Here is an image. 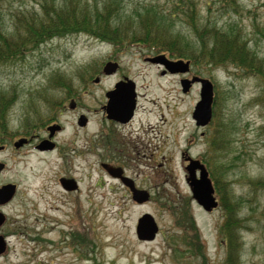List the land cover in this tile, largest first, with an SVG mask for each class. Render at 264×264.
<instances>
[{
	"label": "rangeland",
	"instance_id": "rangeland-1",
	"mask_svg": "<svg viewBox=\"0 0 264 264\" xmlns=\"http://www.w3.org/2000/svg\"><path fill=\"white\" fill-rule=\"evenodd\" d=\"M120 1L126 15L134 7L153 6L164 22L157 26L165 44L172 39L194 53L199 48L194 28L202 27L208 49L223 37L225 51L244 56L239 62L182 60L186 74L162 76L161 68L144 61L160 55L176 61L160 47L153 51L133 42L116 50L80 33L37 48L27 44L22 55L1 61L0 98L5 100L0 107L6 108L0 122L5 166L0 188L15 185L16 194L0 211L15 222L16 236L0 264H264V0ZM39 4L0 0V33H15L17 17L40 15ZM190 8L192 14L185 16ZM109 63L117 67L106 77ZM123 77L135 83L139 95L140 110L129 132L109 123L103 111L105 93ZM193 78L213 85L204 127L192 120L199 85L186 93L180 85ZM80 115L87 121L83 127L77 125ZM52 122L64 127L58 147L39 153L33 146ZM157 124L153 158L148 149L129 154L140 172L134 187L149 194L147 202L137 204L100 165L116 147L132 151L140 126ZM21 139L28 144L14 149ZM70 139H76L75 146ZM189 159L207 171L217 202L212 212L194 201L184 181ZM66 177L77 183V191L62 189L59 180ZM144 215L157 228L152 240L137 238ZM227 219L229 239L223 229Z\"/></svg>",
	"mask_w": 264,
	"mask_h": 264
},
{
	"label": "trees",
	"instance_id": "trees-1",
	"mask_svg": "<svg viewBox=\"0 0 264 264\" xmlns=\"http://www.w3.org/2000/svg\"><path fill=\"white\" fill-rule=\"evenodd\" d=\"M39 8V12H42L40 15L31 12L22 19L16 18L15 33L13 32L10 36L0 33V62L22 55L27 44L37 48L52 38H62L80 33L116 45V50L122 48L124 44L136 42V46L144 47V43L150 46L153 51H157V47H160L161 52H167L176 60L181 59L196 63L203 57L207 58L204 60L209 59V62H221L223 58L239 62L238 57L244 56V52L235 55L231 51L232 49L228 52L225 51L226 41L223 37H219L208 49L205 38L203 35L201 36L202 27L201 31H198L197 27L194 28L199 41L198 50H192L194 53L187 50L188 47L185 44L178 47L172 39H169L168 44H165L163 37H160L161 32L158 31L157 26L164 22L156 12L154 13L153 6L141 8L144 11H140L139 6L134 7L131 11L132 14L128 13L127 15L120 0H40ZM191 10L192 8L189 9V11ZM189 11L184 15H191L193 11ZM134 24L135 30L125 29L127 25ZM227 37L228 35H226ZM242 64L247 65L245 62ZM4 100L0 98V102ZM4 108H6L5 105L0 107V122L5 112L3 111ZM231 228L229 219H227L223 229L228 239Z\"/></svg>",
	"mask_w": 264,
	"mask_h": 264
},
{
	"label": "water",
	"instance_id": "water-1",
	"mask_svg": "<svg viewBox=\"0 0 264 264\" xmlns=\"http://www.w3.org/2000/svg\"><path fill=\"white\" fill-rule=\"evenodd\" d=\"M149 62L153 64H162L164 68L171 73H186L188 71L187 64L182 61L169 62L164 56H158L150 59ZM117 64H106L103 69L104 75H111L116 71ZM194 83L200 85V102L196 105L193 112V120L197 127H204L209 119L211 113V106L213 101V85L206 79L193 78L191 81H183L181 87L183 93H186L190 86ZM135 84L129 80H124L116 84L114 91L106 93L107 104L104 107L107 119L115 121H128L132 117V112L135 106ZM85 121L81 119L79 121L80 126H84ZM51 133L54 128L49 129ZM22 142H19L16 146H20ZM190 164L186 168L188 172L187 183L192 192L193 198L196 200L205 211L210 212L217 207V202L213 197V188L208 179L207 171L204 169L198 161H189ZM105 167V166H104ZM3 170V165L0 164V171ZM199 170V180L195 179V171ZM126 187L129 188L133 197L132 200L137 204H142L148 201L149 194L145 191H139L135 189L132 181H121ZM69 181L62 182V186L70 190H75L76 186L67 187L66 184H70ZM73 184V183H72ZM75 184V183H74ZM73 184V185H74ZM14 186H4L0 188V205L8 202L14 195ZM137 237L139 240H152L157 228L153 222V219L149 215H144L139 219L136 227Z\"/></svg>",
	"mask_w": 264,
	"mask_h": 264
},
{
	"label": "flooded vegetation",
	"instance_id": "flooded-vegetation-1",
	"mask_svg": "<svg viewBox=\"0 0 264 264\" xmlns=\"http://www.w3.org/2000/svg\"><path fill=\"white\" fill-rule=\"evenodd\" d=\"M146 59H144L145 62H147ZM157 67L162 69V71H161L162 76H165L167 74L170 76L177 75L175 73H171V72L167 71L164 68V66H162V65H157ZM124 79H126V78L123 77L122 80H124ZM115 85L113 86V88L109 92H112L115 89ZM134 90H135V106H134V110L132 112L133 115H132L131 119L128 121L127 120L123 121V122L122 121H115L112 119L111 120L107 119V121L109 123H111L114 127H116L118 130H121L122 132H125V131L129 132L130 131L131 126L135 122V115L140 110L139 105H138L139 95L136 92L137 91L136 87ZM75 108H76V105L71 106V109H75ZM81 116L82 115L79 116L77 123L79 122ZM51 125H57L56 126L57 130L54 132V134L52 136H50V132H49L50 130L47 129ZM158 126H159L158 124L152 125V126L147 125V128L140 126L139 131L135 132V134L131 132L130 135L131 134L135 135L133 137V139L135 140V143L133 145H130V148H132V151L128 150L127 148H124V147H123L124 150L120 149V147H116L115 148L116 152L112 151V154L109 157V162L105 163V168L103 167L104 163L100 165L102 170L109 177V180H111V181H138V177L140 175V172H138V171L135 172L136 169L133 167V165H131V162H134L135 159H133L131 157V155H129V154H131V153L139 154L141 152H144V149H148V151L152 154V158H153L154 154L157 152V148L159 147V146H156L154 144L156 142L157 136L160 137V135H159L160 130H159ZM45 128H46V132H47L46 137L41 138L40 140L36 139L37 143L35 146H33L34 150H37L39 153H46V152L50 153V152H53L54 150H56L58 147V144L56 142L57 136H59L60 133L63 132V129H64L63 125L61 123H58V122H52V123L48 124ZM70 140L72 141L71 142L72 145L75 146L76 139H70ZM24 143L25 144L21 148L16 149V150L22 149L24 146H26L28 144V141L25 140ZM112 143H113V141H112ZM114 143L118 144L116 141H114ZM41 149H43V150H41ZM129 151H131V152H129ZM184 164H186V163L184 162ZM127 171H132L134 173L133 176H135L136 178L130 177L128 175ZM135 173H137V176ZM64 181L71 182L70 184H66L67 187H73V186H75L74 183H76L75 181H73L72 178H67V179L61 178L59 180V183L61 186H62V182H64ZM184 181H185V179H184ZM125 188L129 191V189L127 187H125ZM65 190L68 192H72V190H70L68 188H65ZM130 195H131V193H130ZM10 202L11 201H8L4 204H1L0 210L5 208ZM14 223L15 222H10V219L0 211V259L7 255L9 248H10V243H11L10 239L13 236H16L15 227H13Z\"/></svg>",
	"mask_w": 264,
	"mask_h": 264
}]
</instances>
